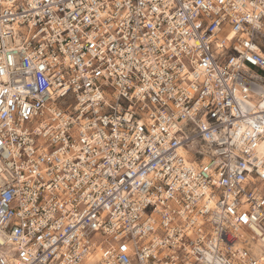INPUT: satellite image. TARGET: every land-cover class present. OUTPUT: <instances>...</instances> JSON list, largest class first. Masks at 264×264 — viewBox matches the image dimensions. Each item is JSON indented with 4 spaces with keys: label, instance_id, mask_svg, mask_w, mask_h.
I'll list each match as a JSON object with an SVG mask.
<instances>
[{
    "label": "built area",
    "instance_id": "obj_1",
    "mask_svg": "<svg viewBox=\"0 0 264 264\" xmlns=\"http://www.w3.org/2000/svg\"><path fill=\"white\" fill-rule=\"evenodd\" d=\"M262 106L264 0H0V264H264Z\"/></svg>",
    "mask_w": 264,
    "mask_h": 264
},
{
    "label": "snow or ice",
    "instance_id": "obj_2",
    "mask_svg": "<svg viewBox=\"0 0 264 264\" xmlns=\"http://www.w3.org/2000/svg\"><path fill=\"white\" fill-rule=\"evenodd\" d=\"M11 103V102H10ZM264 107V106H262ZM260 131L264 132V128L260 129ZM254 148H256L259 151V154L262 158H264V141H262L261 143L257 144V145H253ZM246 219V218H245ZM127 249H125L126 251Z\"/></svg>",
    "mask_w": 264,
    "mask_h": 264
}]
</instances>
